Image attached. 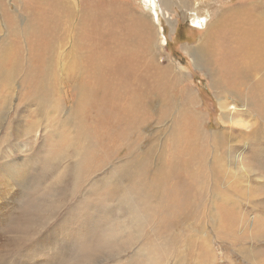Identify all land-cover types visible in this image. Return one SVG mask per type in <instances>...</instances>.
<instances>
[{
  "label": "rangeland",
  "instance_id": "1",
  "mask_svg": "<svg viewBox=\"0 0 264 264\" xmlns=\"http://www.w3.org/2000/svg\"><path fill=\"white\" fill-rule=\"evenodd\" d=\"M66 1L67 4L63 2V7L59 5L60 0H0V43L5 42L6 45L10 44V46H13V51L11 52L13 53V59H18L16 64H22L21 70L16 72L11 88H8L9 90L7 89V84H0V166L10 161L15 164L24 163L27 157H33L31 153L34 154V152L39 151L38 164H36L38 168L37 173L30 174V177H34V179H27L23 183H20L21 185L15 186L13 175L16 172H13V175L0 173V224L9 223L11 218H13V225L19 224L20 221L16 218L19 215V209L24 207L30 198V196H26L25 200L23 196L26 192L29 195L34 193V191L33 193L28 191L36 185V174H41L39 166L42 164L45 156L48 155V151L55 140L43 139L42 134L55 136L56 130L48 125V119L52 117L51 120L63 118V115L60 113L61 110L59 112L56 107L54 109L50 104L51 101L58 100L64 104V111L67 115V113L73 110L75 104L77 106L80 104V95L78 94L77 87L81 90L88 89L87 95H90L88 97L89 106H86L85 111H87L86 115L90 119L87 121L88 127L91 129V134L95 135L98 133V124L100 122L96 118V111L101 109H97L98 106H103V110H106L110 106L109 109L114 108L116 115H120L121 103L125 97L137 94L140 96L139 102H142V106L147 111L149 119L148 124L145 123L143 126L145 128L138 130V133L142 137V140L139 141V148L141 149L139 150L140 152L146 151L150 156L149 169H143L145 174L143 188L133 207V209L137 210V215L141 216V222H139V226L135 224L134 226L136 227L132 231L127 229L126 227L128 226L123 225L120 221H113V216L116 217L117 214L122 218L125 213L124 210H126V204L122 203L123 197L122 193L118 191V187L117 189H110L107 186V190L110 189L111 191L103 197H99H102L103 201L93 196V194H89L85 198L87 203L93 204L95 200L92 198L96 197L98 201L103 202V206L96 205L98 210L96 212L90 213L89 210L85 209V211L77 215L87 216L89 222L96 225L92 237L95 235L94 238L97 242L94 241L95 243L93 242L92 245H95V251L98 249L101 252L97 251L99 255L96 254L94 264H112L113 260L105 252L119 253L120 249L121 255L117 259L122 264H138L137 262L142 261L144 264L145 259H139L134 254L137 249L138 252H143L148 257H158L161 264H181L180 262L183 264H264V119L256 115L257 113H249V105L253 101L257 102V99L251 97L249 93L250 88L247 86L251 83L253 85L254 80H257V78L262 80L264 75L261 76L255 72L251 74L248 71L247 80L245 81L241 77L240 80H244V83L248 82L249 84L237 85L235 83L236 81H240L238 76L228 71V69L231 70L233 65L230 62L236 63L238 61V58L234 60V51L232 53L233 46L227 40V36H230V31L227 30L233 24L222 22L220 25V23H217L218 21L221 22V17L225 18L228 15L230 16V14L241 16L243 13V15H250V12L247 11L250 8L249 4L252 5L253 10L254 6L257 5L255 13H263L264 15V0H188L183 5L177 2V0H170L171 5L168 6L166 11H164L160 2L156 0L157 15L160 20L154 16L153 18L150 17V6L144 0ZM54 4L56 5L54 6ZM2 8L3 10L6 8V12L12 18L10 26L5 25L6 21L1 12ZM69 8H73L77 14V17L71 23V27L76 24V21L78 23L79 29L72 28L75 29L74 32H76L77 39H79L81 46L86 47V44L90 45L84 51V61L82 62V73H85V75L82 74L80 77H78L79 64L80 67L82 64L79 62L69 63L70 60L67 57L69 46L67 45L63 49L61 39L55 44L58 48H48L45 60L42 58L44 55L42 50L40 53L35 51L36 42L31 43L29 41V39H33L36 30L43 25V22L49 24L50 19L55 14H53V9H58L59 12V30L64 27L67 28L69 13L64 10H70ZM48 11L51 13L50 16ZM164 12L166 16L163 14ZM140 17L149 19L153 30L154 28L157 29V27L162 29V34H159V38L163 45L161 47L158 43L157 48H155L157 51L153 54H150L152 42L149 40L147 43L144 33L136 24V20L138 21ZM195 21L203 26H200L201 28L196 27ZM229 24L231 25L227 28L226 26ZM214 28L216 30L217 28L220 29L221 36L217 43L218 46L213 47L212 54L210 53L207 58L205 57L206 46L203 43V39L205 36H208V30H213ZM261 30H264V25H256L255 30H250L249 35H256ZM238 33H240V29ZM155 37L157 38V36ZM18 38H21L23 44L15 43V40ZM254 44L251 45L252 49L250 47L248 50L250 53L252 50L257 49L254 47ZM118 47L121 49L120 51H118ZM21 49L24 52L23 58L25 62L22 61ZM31 51H33L32 55L29 54ZM197 51L199 53H196ZM0 52H2L1 48ZM61 52L62 54L60 55ZM58 57L61 58L58 59ZM253 57L254 63L252 62L251 64L258 67L257 60H255V56ZM51 60L53 61L51 62ZM75 60L78 61L76 57ZM217 60H225V62L220 63ZM94 61L96 64H94ZM42 63L44 68L39 78L48 70V75L45 77L46 92L44 94L41 92L37 94L33 86H30L28 83L25 74L28 67L29 80L33 79L34 73L37 74L39 68H42ZM243 65L249 68L247 63H243ZM1 67L0 70H5V68L6 70L9 68L13 70L11 68L10 56L4 67L2 65ZM93 68L96 69V73L95 70L93 71ZM88 69L89 72L87 73ZM87 74L90 75L87 76ZM4 78L5 74L0 76V81H3ZM175 79L177 83L174 82ZM211 80L216 83V90L212 86ZM54 86L56 87L55 90ZM47 90L50 91H48V94ZM187 91L190 92L192 97L194 96L197 102L195 110L203 117L202 129L210 135L208 142L201 141L199 143L200 145L208 144L209 153L203 159L201 166L200 178L205 182L202 192L199 193L198 190L200 188L185 176L184 179L180 180L181 184L191 187L188 196V210H192V213L189 216L188 224H179L182 226L178 225L176 227L169 225L171 222L168 215L171 214L170 217H173L178 213L174 209L169 208L166 201V193L164 194V191L175 183V179L171 176L167 183L161 184V186L153 191L146 189L145 185L156 181L155 176L159 170L164 165H172L174 159L179 155L178 151L171 148L173 143L171 139L173 132L171 130H174V134L176 133L173 121L187 110L184 104ZM219 97H222L221 100L226 103L225 112L227 114L231 113V116H229L230 122H221L222 114L219 108V104H221L218 100ZM256 102H253V104ZM260 104L258 106L264 105L263 100ZM246 106H248V109ZM231 108H235V110ZM191 109L193 110V108ZM242 110L243 112L247 111L245 116L244 113H242L241 117L236 116V114L232 116L234 112L240 113ZM161 112L166 115L167 119L164 123L158 124L155 121V117ZM253 114L256 115V118L260 119V122L259 120L257 123L255 122ZM190 116L185 114L188 120ZM67 121L70 123L68 126L72 127L63 126L58 131L67 134L75 128L73 118ZM104 121L106 122V120ZM104 121L102 123L106 124L107 122L105 123ZM252 130L254 132H251ZM36 131L39 132L36 135L37 137H35L36 140H34L32 139V135H35ZM178 132H184V126L180 125ZM7 133H10V136H7ZM190 134L193 136L192 132ZM29 139H31V143L35 147L26 153L24 152L26 151V147L24 146H27V150L29 149L28 147H31L28 145ZM92 139L95 140V136ZM132 139L134 140V137ZM90 140L91 138L86 140L87 144ZM11 143L12 145L15 144L14 148L8 146ZM101 149L103 147L98 148L95 152V155H97L93 157V160H96L98 164L105 162V155L99 154ZM198 150L201 154L202 149L199 148ZM124 152L127 151L124 150L119 156L115 155L114 159L108 164L102 167L97 166L98 168L95 171L91 169V166L95 163L92 164L90 172L95 173L92 175L93 181H87L79 189L78 194H75L72 198L62 199L59 217L73 216L72 212L74 210L72 211V209L83 206H77V201L83 198L89 192V189L93 188V183L100 182L102 178L114 173L115 169L122 165L119 159L125 157ZM66 158H68V155L65 153L64 159ZM206 162L207 167L205 166ZM73 163L74 161L71 158L66 159L54 170L48 173L45 172V174H48L47 181L44 183L41 181L40 184L48 186L53 182L52 174L61 173V171H65L66 175L70 174L75 166ZM217 169L222 170L224 175L213 172L214 170L217 171ZM138 174L142 175V172L140 171ZM66 175L63 176V182L60 183L64 189L67 186L69 187L71 183L70 178L72 175ZM114 178H116V174L111 177V179ZM18 180L22 181V179ZM38 186L39 182L36 188ZM7 191L10 192L9 196L14 195L13 203L10 197L2 194ZM92 191L90 190V192ZM191 202L194 204H190ZM34 211L32 207L28 209L29 214H32ZM110 211H113V213L111 212L112 215ZM108 213L111 215L109 219L105 216ZM92 218H95V222ZM71 222L69 226L72 228L74 226L73 220ZM139 227L140 229H137ZM127 230L129 233L133 232L130 233L133 237L130 236ZM142 237L143 239H147L143 241ZM152 238L153 241L151 242ZM61 241L57 243V246H63L68 249L67 253H63L65 257L75 254V252L71 253L70 249L78 250L81 253L86 248L81 243L82 239L76 240L72 238L70 240V238L68 239V237L63 235ZM74 241H77V245L73 246L70 243ZM207 242L209 243V247H207ZM3 243L4 239L0 238V245ZM49 245L47 244L48 247L56 246V244ZM140 246H143V248ZM101 247H105L104 251H106H102ZM206 249L207 254L205 256ZM42 251L41 256L35 257L32 253L31 256H25L24 251L18 256L16 253L15 255L13 253V261H18L21 264L51 263H48V257L56 252L55 248ZM202 254L204 255V260L200 258Z\"/></svg>",
  "mask_w": 264,
  "mask_h": 264
},
{
  "label": "bare ground",
  "instance_id": "2",
  "mask_svg": "<svg viewBox=\"0 0 264 264\" xmlns=\"http://www.w3.org/2000/svg\"><path fill=\"white\" fill-rule=\"evenodd\" d=\"M55 1H57V0H55ZM144 1L150 6L149 10L151 11V15H150L151 18H153V16L156 18L159 17L157 15L158 13H157V8H156V2L157 1L160 2L164 11L167 10L166 3L168 2V0H157V1L156 0H144ZM187 1L188 0H177V2H179L182 5L187 3ZM36 2H38V1H36ZM63 2H66V4H67L66 0L65 1L60 0L59 5H62L64 7ZM55 5L56 4H54V6ZM249 7L250 8H248L247 11L250 12V15H245V14L243 15V13L241 16L230 14V16L228 15V17H225V18L221 17L220 18L221 22L216 21L218 24L220 23V25L222 22H228V23L233 24V25L229 24L226 26L228 28L231 25L230 26L231 28H228V30H227V31H230L229 32L230 36H227V40H228V43L233 46L232 53L234 51V60H236L238 58V61H236V63H232V61H231L230 63L233 65H232L231 70L228 69V71L231 74L237 75L239 80L241 77L245 81L247 80L246 78L248 77L247 76L248 71L251 74H254V72H255L258 75L259 74L261 76L264 75V30L259 31L258 34H256V35H252V36L249 35L250 34L249 32H251L250 30H253V29L255 30L256 25H260V24L264 25V15H263V13H255L257 11L256 10L257 5L254 6V10H253V7L251 4H249ZM5 9L3 10V8H2L1 12L5 18V21H6L5 25L10 26L12 23V18L8 15V13L6 12ZM58 9H56V10L53 9V14L54 13L55 14L50 19L51 21L49 22V24L43 22L42 23L43 25H41L39 27V29L36 30V34L33 37V39H29V41L31 43L36 42L35 51L40 53V51L42 50L44 53L42 58L45 60V57L47 54L46 52H47V50H49L48 48L49 47H57L58 48V46H55V44H57L58 40L61 39V44L63 45V46L62 45L61 46L63 49L65 46H67V45L69 46V51L67 52V57L70 60L69 63H73V62L78 63L79 62L82 64L81 67L79 64V75H78V77H80L82 74L85 75V73H82L83 72V63L82 62L84 61V51L87 50L86 48H88L90 45L86 44V47L81 46L79 39H77L76 32H74L75 29H79L78 25H77L78 24L77 21H76V24L71 27L72 21L74 20V18L77 17V14L74 12L73 8L72 9L69 8L70 10H64V11L69 13V15H68L69 21H67L68 26H67V28L64 27L61 30H59L60 18H59ZM239 13H241V12H239ZM163 14H165V16H166L165 12ZM50 15H51V13L49 14V16ZM142 18L140 17L138 21L136 20V24H137V26L140 27V29L144 33L145 38L147 39V43L149 40H150V42H152L151 43L152 45H150L151 46L150 47L151 48L150 54H153V53H155V51H157V50H155V48H157L158 43L161 47L163 45V43L161 42V39L159 38L160 37L159 34H162L161 33L162 29L160 27L159 28L157 27V29L154 28V30H153V26H151L152 24L149 22V19L147 20L145 18H143V19ZM194 23H195L196 27L201 28L200 26H203V25L198 24L197 21H195ZM74 27H75V29H72ZM239 29H240V33H238ZM208 31H209V33L207 34L208 36H205L203 39V43L206 46L205 47V54H206L205 57H207V58H208L209 54L211 53L213 47L218 46L217 43L219 42L220 36H221V33L219 32L220 31L219 28H217V30L215 28L213 30L209 29ZM252 33H253V31H252ZM57 34H58V36H57ZM155 36H157V38ZM25 42L29 43L28 41H25ZM15 43H19L20 45H21V43L23 44V42H21V38H18L17 40H15ZM253 44H254V47H256L257 49L252 50V52L250 53L248 50L251 47V45H253ZM0 48L2 50V52H0V68H2L1 65L4 67V64L8 62L9 56H10V61H11V68H13V70H10V68L8 70H6V68H5V70H0V76L5 74V78L3 81H0V84H7V89H8L9 87L11 88L13 78L15 77L16 72L21 70L22 64H16L18 59H16V58L13 59V53H11L13 51V49H12L13 46H10V44L6 45L5 42H1ZM251 49H252V47H251ZM52 50H53V48H52ZM120 50L121 49L118 47V51H120ZM219 50H221V49H219ZM20 53H21L22 58H23L24 52L22 51V49H21ZM196 53H199V52L197 51ZM29 54L32 55L33 51H31ZM61 54H62V52L60 53V55ZM253 56H255V60H257V63H258V67L256 66L257 68L251 64L252 62L254 63V59H253L254 57ZM75 57L77 58L78 61L75 60ZM60 58L61 57H58V59H60ZM44 60H43V63H44ZM22 61L25 62L24 58L22 59ZM52 61L53 60H51V62ZM217 61L220 63L225 62V60H217ZM210 62H208V63H210ZM43 63H42V68L41 69L39 68L38 73L37 74L34 73L33 79L29 80V69H28V67H27V71L25 74V77L28 79V83L30 84V86H33L34 91L37 94L39 92H41L42 94H44L46 92L45 77L48 75V70L46 71V73L43 76H41L39 78V76L42 75V73H43V68H44ZM243 63H247L249 65V68H248V66L243 65ZM94 64H96V62ZM95 66H97V65H95ZM67 69H68V66H67ZM89 69H90V67H89ZM89 69L86 71L87 73L89 72ZM94 70L96 73V69L93 68V71ZM98 70H99V68H98ZM98 73L100 74L99 71H98ZM92 74H93V72H92ZM88 75H90V74H87V76ZM35 78H36V80H34ZM244 80L236 81L235 83L237 85L249 84L248 82L244 83L245 82ZM263 80H264V77L262 80H259L257 78V80H254L253 85H251L252 83L250 84L251 86L247 85L250 88L249 93L251 94V97H253L254 99H257V102L253 101V102H256L255 103L256 105L253 104V102H252L249 105L248 111H249V113H257L256 115H258L261 119L262 118L264 119V105L263 106H258V105L261 103L262 100L264 102V81ZM48 82H49V80H48ZM174 82L177 83V80L175 79ZM211 83L215 89L216 83H214L213 80H211ZM135 87H136V85H135ZM55 88L56 87L54 86V90H55ZM77 90L79 91L78 94L80 95L79 96L80 101L77 100L80 102V104H79L80 108H79V105L77 106L75 104L74 108L72 107L73 110H71L69 113H67V115L65 114V111H64V107H63L64 104L60 103L58 100L50 102V104L52 105V107H54V109L56 107L59 110V112L61 110L60 113H61V115H63L62 116L63 118L61 117L62 119L59 118V119L51 120L53 118L52 117L51 119H48V125L50 127H52L54 130H56L55 136H53L51 134H48V135L42 134V137H43V139H46V140H53V139H55V140H54L50 150L48 151V155H46L47 157L45 156L42 164L39 166V169H40L39 171L41 174H39V173L36 174L37 180H35V184L37 185V183L39 182V186L36 188V185H35L29 191L27 190L30 193H33V191H34V193L29 195L26 192L23 197L26 200V196H30L29 200L25 203L24 207H21V209H19V207H18L19 215L16 218L18 221H20V223L13 225V221H12L13 218H11L9 220L10 221L9 223L6 222V223L0 224V238L4 239V243L0 245V264H21L18 261H15V260L13 261V257H14L13 253H14V255L16 253V255L18 256V255L22 254L21 253L22 251H24L25 256H31V253H32V255H34V257H35L38 255L41 256L43 253L42 250H45V249L47 250V249H52V248H55L56 252L52 255H49L48 263L51 262L49 264H94L96 254L98 253L97 251L101 252V250H98V249H97V251H95V245H92L93 242L95 241V238H94L95 235L92 237V234H93L94 229L96 228V225H95V223L92 224L91 222H89L87 216H78L77 214H81L82 211H85V209L89 210L90 213L98 211L96 205H99L100 207L103 206V202H101V201H103L102 197L105 194L109 193L111 191L110 189H114V188L117 189V187H118V191L122 193L121 194L123 197L122 203L126 204V210H124L125 215L123 214V217L120 218V216H118L116 214V217L113 216V221H115V222L120 221V223H122L123 225L128 226V227H126L127 229L132 230V231H133L134 227H136L134 225L136 224L139 226V224H140L139 222H141V216L137 215V210L133 209V207H134V204L136 203V201L138 200V198L140 196V192L143 188V179L145 178V174L143 172V169H147L148 165H150L149 164L150 163V156L148 155V153H146V151L140 152L141 149L139 148L140 147L139 141L142 140V137L138 133V130L145 128V127H143L144 124L145 123L148 124V121H149V119L147 117V111L143 108L142 102H139L140 96L137 94H131L127 98L125 97L124 101L121 103L120 115H118V114L116 115L115 109L114 108L109 109L110 106L107 107L108 105L106 106L107 107L106 110H103V106H98L97 109L101 108L100 110L96 111V114H97L96 118H98L100 120V122L98 124L99 130H98L97 134L92 135L91 129L88 127V123H87V121L90 119L86 115L87 111H85L86 106L89 104V98L88 97L90 95H87V92L89 90L88 89L81 90L80 88L78 89V87H77ZM48 91L49 90H47V94H48ZM56 91H55V93H56ZM9 93H11V92H9ZM221 99H222V97L218 98L219 102L221 103V104H219V108H220L221 114H222V118H221L222 121L221 122L222 123L225 121L230 122L229 116H231V113L227 114L225 112V106H226L225 104L226 103L223 102ZM61 104H62V107H61ZM184 104H185L187 110H185L183 113H181L173 121V127H174L176 133L174 134V130H171L173 132V135L171 137L172 142H173L171 148L173 150H176L179 152V155L175 158V159H177V158L178 159L177 160L174 159V162L172 163V165L171 164L164 165L159 170V172L156 174V176H155L156 181L152 182V184L148 183L145 185L146 189L153 191L156 188H158L159 186H161V184L163 185L164 183H167L169 181V179L171 178V176L175 179V183L169 189L165 190L164 194L166 193V198H167L166 201L168 203L169 208L174 209V211L178 213L177 215L174 214L175 216H173V217H170L171 214L168 215L170 218V222H171V224H169V225L176 226V227L179 224H182V225L188 224L187 222H189V216L192 213V210H188V205H189V201H188L189 197L188 196H189L191 187H186L185 185L181 184L180 180H182L186 177L190 181H193L194 184L200 188L198 190L199 193L202 192L203 188L205 187V182L203 181V179L200 178L201 171H202L201 166H202L203 159L209 153L208 144L200 145L199 143L201 141H203L205 143L208 142L210 135H208V133L202 129L203 117L200 115V113H198L195 110L197 108V106H196L197 102H196L194 96L192 97V95L188 91L186 92V96L184 98ZM230 106H231V104H230ZM246 107L248 109V106H246ZM191 108H193V110ZM231 109L235 110V108H231ZM242 113H244V116H245L247 114V111L243 112V110H242V112H240V113L234 112L232 114V116L234 114H236V116L241 117ZM185 114L191 115L190 119H189L191 122L185 117ZM256 115H254L255 118H253V119H255V122L257 123L258 120L260 122V119L256 118ZM54 117H56V116H54ZM57 118H58V116H57ZM72 118H73V124L75 125V128L70 130V133H67L68 135L64 134L62 131H58L63 126L69 127L68 124H70V123L67 120H71ZM166 119H167L166 115L162 112L157 114L155 117V121L158 122V124L164 123L166 121ZM104 120H106L107 123ZM103 121L106 124L102 123ZM50 122H51V124H50ZM232 124H233V122H232ZM180 125L184 126V132H182V133L178 132V127ZM71 127H69V128H71ZM38 132L39 131H36V134L32 135V139L36 140L35 137H37L36 135ZM191 132L193 133V136L190 134ZM251 132H254V130H252ZM7 136H10V133H7ZM94 136L96 138L95 140L92 139ZM132 137H134V140L132 139ZM90 138H91V140H90L91 142L89 141V143L87 144L86 140H89ZM14 145L15 144L12 145V143L10 145L8 144V146H11V148L12 147L14 148ZM28 145L31 146V147H28L29 148L28 150H27V146H24V147H26V151H24L26 153L31 151V149L33 147H35L31 143V139L28 140ZM17 146H19V144H17ZM102 147H103V149H101L99 151V154L105 155V162L98 164V163H96V160H93L94 159L93 157H95L97 155V154L95 155V152L97 151V149L102 148ZM11 148H9V149H11ZM199 148L202 149L201 154L198 150ZM124 150L127 151V152H124L125 157L119 159V161L122 165L119 166L118 168H116L114 173L110 174L108 172L110 175H106L104 178H102V180H100V182H98V183L94 182L93 188L89 189V192H87L83 198H81L79 201H77V206H79V205H83V206H79V207H76L75 209H72V211L74 210L72 212L73 216L70 215V216L59 217L60 209L62 207V199L72 198L75 194H78L79 189H81L86 184L87 181L93 179L92 175H94L95 173L93 174L90 172V166L95 163L94 165L91 166V169L95 171L98 168L97 166L102 167L103 165L108 164L111 160L114 159L115 155L119 156V154H121ZM36 152H34V154L31 153L33 155V157L32 158L27 157L26 162H24V163L15 164L11 161L6 162L2 166H0L1 167L0 173H3L5 175H13V172H16V174L13 175L15 186H17L20 183H23L27 179L28 180H30V178L34 179V177H30V174L31 173L35 174V173H37V170H38L36 164H38L37 158L39 157V151L37 153ZM64 152L68 155V158H66V159L71 158L74 161L73 164H75V166H74L73 170L71 171L70 174H67V175L65 174V171H61V173H57V174H52L51 177L54 181L51 182L48 186L43 185L42 183L46 182L47 178H48L47 177L48 174H45V172L48 173V172L54 170L55 168H57V166H60L61 163H63V161L66 160V159H64V157H65ZM147 152H149V151H147ZM32 159H33V162H32ZM205 166L207 167V162L205 163ZM140 171L142 172V175L138 174V172H140ZM213 172H216V173L218 172L220 175H224L223 171L220 169H217V171L214 170ZM96 173H97V171H96ZM115 174H116V178L111 179V177L114 176ZM146 174H148V173H146ZM64 175H66V176L72 175L70 178V180H71L70 186L69 187L67 186L65 189L60 184L63 182V176ZM18 179H22V181H19ZM41 181H42V183L40 184ZM127 181H129V182L127 183ZM32 182H34V181H32ZM27 184L29 185V183H27ZM106 187L110 188V189L107 190ZM90 190H93V191L90 192ZM60 192H61V197H60ZM9 193L10 192L7 191V192H3L2 194H4V195L6 194L8 197H10L12 200V203H13V196L14 195L9 196L8 195ZM89 194H93V196H96L101 201H98V199L96 197H94L92 199H94L96 201V203H95V201H93L94 202L93 204L87 203L85 198ZM0 195H1V193H0ZM100 196H102V197L99 198ZM208 196H209V194H208ZM190 204H194V203L191 202ZM31 207H32V210H35V211L32 214H29L28 209ZM105 210H107V209L105 208ZM99 212H101V211H99ZM105 212H107V211H105ZM111 212L113 213V211H110V214L112 215ZM101 213H103V212H101ZM85 214H86V212H85ZM110 214L108 213L105 216L109 219V218H111ZM114 214H115V211H114ZM126 216H128L129 219L126 218ZM163 217H165V219H167V217L165 215H163ZM92 219L95 222V218H92ZM71 220H73V225H74L72 228L69 226V224L72 223ZM0 221H1V218H0ZM163 222H165V220H163ZM170 222H168V223H170ZM196 222H197V220H196ZM115 224L117 225V223H115ZM93 225H94V227H93ZM182 225H179V226H182ZM118 226H119V223H118ZM168 227H170V226H168ZM106 228H107V226H106ZM137 229H140V227ZM158 229H160V228H158ZM68 230H69V232H68ZM163 230H165V229H163ZM168 231H170V230L168 229ZM107 232H109V231L107 230ZM127 232H128V230H127ZM130 233H133V232H130ZM142 233H144V232H142ZM171 233H174V232H171ZM63 235L68 237V239L70 238V240L72 238H75L76 240L82 239L83 241L81 243L83 246L86 247L85 250L81 252L82 254L79 253L78 250L75 251L74 249H70V252L71 253L75 252V254L73 256L70 255V256L65 257L63 253H67L68 249L63 247V246L62 247L57 246V243L59 241H61V237ZM160 235H161V233H160ZM121 236H123V235L121 234ZM130 236H131V234H130ZM131 237H133V236H131ZM163 238H165V237L163 236ZM142 239H143V237H142ZM144 239H147V238H144ZM144 239H143V241H144ZM152 241H153V238H152L151 242ZM95 242H97V241H95ZM132 242H134V241H132ZM145 242H147V241H145ZM174 242L176 243V241H174ZM62 243H65V242H62ZM128 243H129V241H128ZM130 243H131V241H130ZM153 243H155V242H153ZM162 243H163V241H162ZM47 244H50V245L56 244V246L55 247H48ZM70 244H72L73 246L77 245V241H74ZM131 245H129V246H131ZM207 245H208L207 247H209L208 242H207ZM102 246H106V245H102ZM164 246H166V245H164ZM167 246H169V245H167ZM176 247L178 248L177 244H176ZM104 248L105 247L102 248V251H104ZM141 248H143V246ZM111 249H112V247H111ZM120 251H121V249H120ZM120 251H119V253L111 252V251L105 252L107 254V256L113 260L112 264H122V262L117 259L118 256L121 255ZM172 251H174V250L172 249ZM36 252H37V254H36ZM152 252H154V251H152ZM123 253H125V252H123ZM156 253H158V252H156ZM170 253H172V252H170ZM134 254L136 255V257H139V259H145L146 261L144 260V262H145L144 264H161V262H159L158 257L157 258L156 257H148L145 253L138 252V249L135 251ZM206 254H207V249L205 252V256H206ZM239 254L241 255V253H239ZM248 254H246V255H248ZM97 255H99V254H97ZM15 258H16V256H15ZM200 258H201V260H204V255L202 254L200 256ZM29 261H31V260H29ZM160 261H161V258H160ZM142 262H137V263L143 264ZM179 262H180V260H179ZM180 263L183 264L182 262H180Z\"/></svg>",
  "mask_w": 264,
  "mask_h": 264
},
{
  "label": "crops",
  "instance_id": "3",
  "mask_svg": "<svg viewBox=\"0 0 264 264\" xmlns=\"http://www.w3.org/2000/svg\"><path fill=\"white\" fill-rule=\"evenodd\" d=\"M171 5V1L168 0V2L166 3V8H168V6Z\"/></svg>",
  "mask_w": 264,
  "mask_h": 264
}]
</instances>
